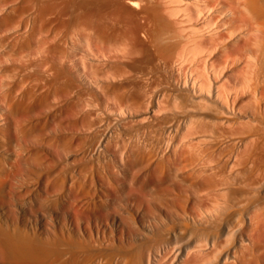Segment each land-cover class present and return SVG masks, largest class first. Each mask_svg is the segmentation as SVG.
I'll return each mask as SVG.
<instances>
[{"label": "bare ground", "instance_id": "obj_1", "mask_svg": "<svg viewBox=\"0 0 264 264\" xmlns=\"http://www.w3.org/2000/svg\"><path fill=\"white\" fill-rule=\"evenodd\" d=\"M0 264H264V0H0Z\"/></svg>", "mask_w": 264, "mask_h": 264}]
</instances>
